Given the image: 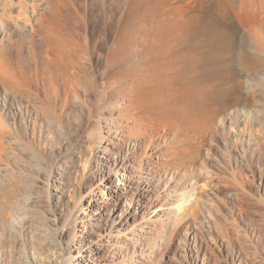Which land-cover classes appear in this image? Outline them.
<instances>
[{
    "label": "rangeland",
    "instance_id": "obj_1",
    "mask_svg": "<svg viewBox=\"0 0 264 264\" xmlns=\"http://www.w3.org/2000/svg\"><path fill=\"white\" fill-rule=\"evenodd\" d=\"M7 1L0 0V13H7L8 25L5 31L8 45L0 48V68L15 74L14 81L25 80L28 91L8 89L0 77V130L3 129L7 148L3 153L0 151V264H68V239L79 229L73 239L72 254H77L79 244L84 243L82 223H89L85 213L88 211L83 209L88 206L89 197L79 210L85 222L77 220L76 224L71 213L75 192L71 189L84 174H93L95 183H100L103 174L95 170V164L101 166L104 161V153L98 151L105 125L103 118L111 116L108 111L115 108L111 103L124 101L119 97L128 98L130 103L132 98L138 99L131 113L143 121L148 131L139 138L137 147L132 148L130 141L119 146V152L133 156V150H137L132 159L153 153L151 160L158 161L161 172L155 190L158 193L164 188L167 195L180 191V180L193 172L196 177L191 183L196 191L189 200L200 207L193 205L188 209L190 205H186L180 212L174 205L173 209L180 214H190L194 208L197 212L183 219L175 230L149 224L148 234L141 240L142 249L133 247L128 238L117 236L109 243L100 239L106 222L93 221L90 239L95 244L87 243L81 252L85 258L72 259L71 264H264V126L253 137L251 128L245 134L240 129L232 132L225 122L228 103L212 95L213 90L227 83L220 76L227 61L215 62L201 48L199 55L205 59L195 61L198 54L195 53L190 61L177 63L171 58L167 40L169 33L199 29L204 20L209 24L207 27H217L216 24L225 27L231 23V17L223 21V15L217 16L214 0L210 4L209 0L205 4L203 0H36L41 15L47 16V23L61 30V34L65 31L67 34L63 35H69L70 42L79 44L78 57L76 50H69V54L68 50L49 48L46 38L38 34L42 28L30 32L31 16L19 17L18 6L12 7ZM192 18L198 24L193 26L196 22ZM218 18L225 26H221ZM153 37L159 43L156 49L150 44ZM188 39L192 54V41L198 40L196 36ZM3 54L8 60L2 58ZM50 54L54 57L50 58ZM68 68L71 77L85 81L87 92L78 89L77 95L73 89L66 91L58 77L62 69L68 72ZM100 91L105 92L102 111L91 107ZM45 100L59 117L52 116L42 104ZM243 109L240 105L231 118H237ZM113 114L116 118L121 116L120 111ZM56 129L63 132L61 137ZM235 131L239 133L237 136ZM90 142L94 149L90 148ZM110 158L113 167L114 156ZM198 168H206L207 180L198 175ZM119 170L121 176L130 174ZM115 175L114 168L111 178L115 179ZM153 197L149 204H159ZM202 203L218 205L223 214L232 210L237 235L218 243L216 236L201 231L196 222L206 223L200 212ZM165 206L153 209L158 211ZM205 216H209L208 212ZM139 221L140 218L132 219L123 228L134 229V223ZM90 225L87 228L91 229ZM143 253L148 257H142Z\"/></svg>",
    "mask_w": 264,
    "mask_h": 264
},
{
    "label": "bare ground",
    "instance_id": "obj_2",
    "mask_svg": "<svg viewBox=\"0 0 264 264\" xmlns=\"http://www.w3.org/2000/svg\"><path fill=\"white\" fill-rule=\"evenodd\" d=\"M205 1L207 0H203L202 4L203 3L205 4ZM207 2H209V4L211 3L210 0ZM214 2L215 4L214 3L213 4L216 5L217 11L219 13V14L217 13V16L221 15L220 17L222 18V15H223L222 19L228 16L231 17L230 18L231 20L229 19L231 21V23H229L230 26H228L229 24L227 25L228 27L225 25H222L223 22L220 20V18H218V20L222 22L221 26H225V27H219L218 24H216L217 27H215L213 23H210V24H213L214 27L212 28L207 27V25L209 24H207V22H205L204 20L203 24L200 22L202 26H200L201 25L200 23H199L200 24L199 26L197 25L198 26L197 28H199L197 30H194L196 28H192L190 30L185 29L186 31L179 30L178 32H175V34H170V33L167 34L168 46L171 49V55H172L171 58L174 59V61L177 63L188 62L190 61V58L195 55H197L195 56V61H197L198 58L202 60V58L205 59L206 57L208 58L210 57L213 59V61L218 62V63L227 61L225 63L228 64L227 65L228 67L226 66V70L225 71L223 70L220 73V76L227 79L226 80L227 83L225 86L223 87L220 86V88L213 90L212 95L214 97L223 98L225 99L226 103H228L227 108L225 107L226 108L225 112L228 115V118L225 119V122L228 124V127L230 128V130H232L233 132L236 129H240L241 130L240 133L245 134L247 128L249 129L251 128L252 132H251L250 137L251 136L253 137V134L255 135L259 133L258 131L260 130L259 127L264 126V0H214ZM7 3L11 5L12 7L18 6L19 8L18 16L19 17L23 18V17H28L29 15L31 16V17L29 16L31 18L29 22L30 23L29 31L30 32L35 31L41 27L42 32L40 33L37 32V33L38 34L42 33L41 35L44 36V38H46L45 40L46 45L48 44L49 48L50 46H54L56 50L58 48L62 52L63 50L65 51L66 50L68 51L76 50L75 53H77L76 55H78L79 57V55L81 54L80 51H78L79 49L77 48L79 44L77 45V44L70 42L69 38L71 37L68 38L69 35L67 37L66 35H63L65 31L64 32L62 31L63 33L61 34V30H58L60 31L59 33L55 27L54 28L56 29V31H54V28H52L49 25V23H47V16L45 17L44 16L45 14L41 15V13L39 12L40 11L39 3H37L36 0H19L17 3H14L13 0H9L7 1ZM210 6L215 8V6H212V4ZM56 7L58 8V6ZM210 10H209V13H210ZM6 14H7L6 12L0 13V48L2 50L5 47V45H8L6 44V41L8 40V38L5 36L6 34L5 31L7 30V26H8L5 23ZM9 16L11 17V15ZM206 17L209 18V16H206ZM192 19H193L192 20L193 22H196L195 24H193V26L198 24L197 23L198 21H196V18H192ZM48 20L50 21V19ZM223 21H226V19H224ZM209 22H212V21L210 20ZM51 23L53 22L51 21L50 24ZM36 25H38V27H36ZM52 25L54 26V24ZM194 36L197 37L198 41L197 43L195 41H192L193 43L191 42L192 43L191 44L192 54H191V51H190L191 49H188L189 48L188 38H191V37L194 38ZM44 38L42 37V39ZM154 40H155V37H153V40H152L153 42L150 44H152V46L156 49L159 47V43L154 42ZM201 48L206 49L208 56L206 55V57H202V54L199 55V53L201 52L200 51ZM70 52L71 51H69L68 53L70 54ZM60 53L61 52H59V54ZM195 53H198V54H195ZM4 54L2 58L8 60L7 56ZM56 54H57V51H56ZM51 57L53 58L54 56H51L50 54V58ZM65 58L67 61L68 57H65ZM55 59L59 60V58H56V57ZM62 59L64 61V58ZM193 59L194 58H192V60ZM74 61L76 60H73V63H75ZM77 62L78 64H80L79 61ZM56 63L59 64L58 62ZM7 69L9 70V68ZM78 71L79 70L77 69V72ZM4 72H6V70L2 71V69L0 68V77L3 78V81H5V85L6 87H8V89H11L13 91L18 90V88H22V90L25 89L26 87V86L24 87L25 80L21 79V81L23 80L21 83V81L19 82L18 81L19 79H18L17 80L19 82L18 84L16 79L14 81V77L16 76L15 74L13 75L11 72L9 74L7 72L6 73ZM53 73H55V71ZM69 73H70L69 68H68V72H67V69L66 70L62 69L60 76L58 77L61 79L62 83H64L66 91L73 89L74 94L75 93L77 94L79 91L78 89H83V91L85 90L87 92V85L84 84L85 81L84 82L81 81L80 80L81 77L79 78L76 77L75 76L77 75L76 72L75 73L73 72L75 77H71ZM23 75L24 74H22L21 78H23ZM115 82H117V80ZM109 83L113 85L112 81ZM26 88L28 89V87ZM104 94H105L104 91H100L97 97L95 98V100L93 99L94 102H92L89 99L92 102L91 103L92 106L91 105L90 106L92 108H96L102 111L103 107L101 106V104H102V101L104 100ZM80 96L81 94L79 95V97ZM118 97H119V94L117 98ZM244 97H245V100L243 99ZM119 98L123 99L124 101H120V103H119V100L117 101V103L110 102L111 104H115L114 105L115 108L112 109L111 111H108V113H110L111 115L110 117L107 115V116H104L103 118L105 125H104V128L102 129L103 132L101 133V142H100L101 148H99L98 151L104 153L102 156L104 158V161L102 162L101 166L99 163L95 164L96 166L95 170L96 171L100 170L101 173L103 174V177L100 183L98 184L95 183L94 181L95 176L93 174H84L79 179L77 185L71 189V192H75V194L73 195L74 197L73 198L74 200L73 208L71 209V213L72 215H74L73 222L76 224H77V220L78 222L79 221L85 222L83 220V217L80 216L79 210H81V204L83 203V200H85L86 197H89L88 206L85 205L83 208L85 211L86 210L88 211L85 213L88 214L89 223L87 225L82 223L83 229L81 230V232L85 233L84 243L82 245L79 244L80 246L77 248L78 251H77V254L75 255L72 254L74 251L73 247H75V244L73 243L74 241L73 239L76 238V235L79 229L73 233L72 239L69 237L68 247H69L70 252L69 254H67L68 264H71L70 261L72 259L77 260L78 258H80V256L82 257L81 260L85 258V256H83L81 252L87 243H90L92 245L95 244L94 240L90 239V236L93 233V227L90 224H92L93 221L103 222L104 220L106 222L103 228V232L100 233L98 236L100 239L105 240L109 243V242H112L113 238L117 236L122 237V238H128L129 240H131L133 247L135 248L138 247L142 249L143 243L141 242V240L145 237L146 233L148 234L147 226L149 224L151 223L162 224L166 228H171L175 230L178 227V225H180L181 222H183V219H186L187 217H189L190 214L193 216L195 212H197L196 208L200 205V204L198 205V203L194 204L193 202L189 200V196H193L196 191L194 184L191 183V179L196 177L193 172H190L188 174L189 176H187L184 180L182 181L180 180L178 184L180 191L176 190L174 194L167 195L165 194L166 190L164 188L163 190H160V193H158V192H155V190H157V186L161 178V172L158 171L159 170L158 167L160 166L158 161L151 160L153 153L144 154L140 158H137L136 156L135 159H132V157L135 156V153L137 152V150L135 151L133 150V152L135 153L133 156L130 155L131 157L125 154H121L119 152V148H120L119 146H122L123 143L125 144L129 143L130 141H132L131 142L132 148L137 147L139 144V138L140 137L142 138V135L147 130V126L144 125L143 121H141L139 117L132 115L131 113V110L135 107V105H137L136 103L138 102L137 101L138 99L132 98L131 99L132 102L130 103L128 98L126 97H119ZM46 100L42 101V104L46 108L50 109V113L52 114V116L57 115L55 108L50 104L49 101L47 102ZM79 101H83V100H80L79 98ZM79 105L81 106V104ZM240 105L244 107L243 111H241L240 114H237V118H231V115H233V113L240 107ZM40 106L43 107L42 105ZM247 106H250V107L248 108ZM89 111L91 112V110ZM115 111L121 112L120 118H116L114 116L113 113ZM88 121H89V118H88ZM91 126H93V121L90 122V127ZM56 130L58 131V135L61 137L63 132H61V130L59 129H56ZM2 131L0 130V151L1 153H3L2 150L6 148L3 143ZM147 132L145 133L146 135L148 134ZM235 133H236L235 134L236 136L239 134L237 131H235ZM113 138L116 139V141L111 140ZM88 144L89 146L91 145L90 148L94 149L92 147V142ZM111 156H114V166L113 167H111V164H110ZM114 168L116 169V175H115V179H112L111 176L113 174ZM120 168L126 171H129L130 174L121 176L120 170H119ZM205 170L206 168L199 169L198 175L200 177L202 176V178H205L207 180L209 176H206L207 171ZM157 176H159L158 181H156ZM172 177L173 176L170 175V179ZM50 179L52 180V178L49 177L48 180L50 181ZM174 180L176 182V178ZM152 195H154L153 198H155V200L159 202V204H149L150 201H152L150 200V197H152ZM68 197L69 199H71V193L68 194ZM145 199L147 200L145 201ZM163 205H166V206L162 209L161 208L158 209V211L153 209L155 206L161 207ZM174 205H177L179 207L180 212L182 209L187 208L185 207L186 205H190L188 209H191L193 205L196 206V208H194L190 214H180L179 212H177V210H175V208L173 209ZM200 209H201L200 212L204 216L206 223L205 221L200 220L199 222H196V225L199 227L201 231L205 230L209 236L211 235L216 236V242L223 243L237 235L238 225L234 222L235 220L232 214L233 213L232 210H229V212L226 211V213L223 214L221 208L218 205H215V204L208 205L207 203L206 204L204 203L202 205V208ZM164 212L166 213V215ZM207 212L209 216H205V213ZM139 218H140L139 223L137 222L134 223V226H135L134 229L133 228H126V229L123 228L125 225L129 224V222L132 219L136 220ZM109 220L112 221V224H109ZM88 225H90L91 229L87 228ZM141 255L144 258L145 256H147L144 253Z\"/></svg>",
    "mask_w": 264,
    "mask_h": 264
}]
</instances>
